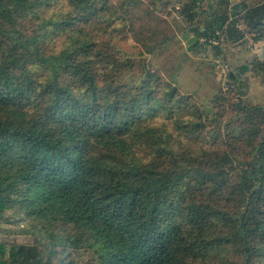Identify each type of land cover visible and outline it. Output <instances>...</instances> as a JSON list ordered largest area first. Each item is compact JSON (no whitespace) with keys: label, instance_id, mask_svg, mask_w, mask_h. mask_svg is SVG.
Returning a JSON list of instances; mask_svg holds the SVG:
<instances>
[{"label":"trees","instance_id":"obj_1","mask_svg":"<svg viewBox=\"0 0 264 264\" xmlns=\"http://www.w3.org/2000/svg\"><path fill=\"white\" fill-rule=\"evenodd\" d=\"M173 1L0 0V217L32 236L0 241V264H264V104L198 102L142 59L119 79L138 61L115 38L152 52ZM177 1L207 40L243 37L240 21L264 40V0Z\"/></svg>","mask_w":264,"mask_h":264},{"label":"rangeland","instance_id":"obj_2","mask_svg":"<svg viewBox=\"0 0 264 264\" xmlns=\"http://www.w3.org/2000/svg\"><path fill=\"white\" fill-rule=\"evenodd\" d=\"M119 1V0H116ZM230 6H233L239 0H229ZM220 0H207L203 7L209 11H220L223 7ZM225 6V3H223ZM182 3L174 0L170 5V13L164 14V17L170 22L172 32L171 39L166 43L156 46L150 53L140 55L141 47L135 41L134 33L119 34L114 42L128 54H134L137 57V63L128 71L119 75V79L124 83H135L142 76V60H146V65L151 70L169 82L176 84L181 92L188 95L192 94L198 102H209V98L216 93H222L225 98L230 100L233 97L238 100V89H241L242 99L248 104H264V77L247 72L240 78L238 68L242 64L250 63L254 59L264 60V40L255 41L253 34L249 32L248 26L242 21L239 27L243 28V37L237 40L226 39V34L218 33L217 40L207 38L202 35V30L197 27L203 26L208 17L200 14V20H188L186 12L181 8ZM201 5L195 7L199 12L203 9ZM222 31V30H221ZM142 59V60H141ZM230 73L234 76H230ZM237 79V80H235ZM243 84L239 85L240 81ZM208 105V104H207ZM177 119H183L185 112L177 109L175 111ZM164 118L157 117L156 121H162ZM171 129L177 120H164ZM183 137L185 134H182ZM191 143L200 142V137L195 135L190 137ZM12 211H5L0 217V241L12 242L32 241V236L22 231L26 222L17 219L7 220L6 216H13ZM74 257L82 264H91L92 259L89 251L79 250L73 252Z\"/></svg>","mask_w":264,"mask_h":264}]
</instances>
